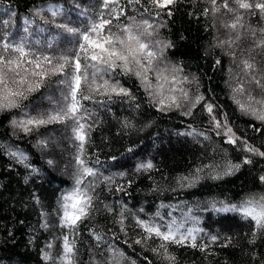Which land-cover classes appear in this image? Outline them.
<instances>
[{
	"label": "trees",
	"instance_id": "16d2710c",
	"mask_svg": "<svg viewBox=\"0 0 264 264\" xmlns=\"http://www.w3.org/2000/svg\"><path fill=\"white\" fill-rule=\"evenodd\" d=\"M217 2L221 4L223 0ZM100 4L101 0H0V37L8 35L12 42L26 38L28 44L40 48L55 36V51L45 49V54L59 56L73 47V39L54 24L46 23L53 19L46 9L60 6L64 15L54 18L55 23L70 22L73 27H82L103 10ZM121 6L127 16L164 25L158 38L173 45L165 53L167 61L182 65L183 75L190 80L195 78L185 87L192 98L199 93L205 101L191 109L188 103H183L179 109L160 111L140 81L124 75L119 76L120 83L135 100L116 96L109 100L107 96L93 94L91 100L82 101L92 113L87 120L92 128L84 158L99 174L85 180V184L92 181L96 185L91 192L94 210L78 224L76 232L60 227L59 212L60 197L73 188L78 174L74 156L79 142L73 139L72 121L50 123L30 133L12 124L13 120L52 111L63 91L59 78L52 77L29 94L20 107L0 110V264H60L64 235L76 241L77 264H90L93 257L104 264L110 243L135 264H164L151 250L157 247L158 240L135 243L143 233L132 214L148 219L158 211L165 221L175 218L180 222L188 214L196 217L199 223H186L185 228L203 229L198 243L209 244L203 252L187 246H170L177 264H264V231L256 230L253 236L254 224L250 219L212 207L213 203L219 209L238 204L252 194H264V182L259 179L264 176V157L246 153L240 146L227 143L223 135H217L203 106L204 102L214 104L218 119L226 115L237 136L264 151V124L239 109L230 89L243 75L240 64L243 59L252 60L257 67L256 75L264 77V49L254 48L247 32L231 48L218 47V41L234 38L236 32L222 27L232 20L226 10L204 14L206 8H211L208 0H177L171 6V17L156 16L159 10L152 9L147 0H141L140 4L121 0ZM145 8L151 10L145 12ZM84 10L87 12L82 15ZM38 11L44 19L37 15ZM245 22L255 28L264 27V20L258 17H246ZM35 41L40 44H34ZM230 52H235V59ZM246 87L257 97L264 95L254 84ZM236 98L242 102L245 99ZM189 109L191 115H184ZM192 129L204 133L208 139L185 134ZM40 141H47L46 146ZM12 152L22 153L26 159L21 161ZM245 156L251 159L250 164L242 163ZM146 161H151L154 168L137 172V165ZM227 162L241 167L220 179L211 178L207 168L200 173L195 171L203 165L222 167ZM195 175L200 178L193 186L181 187L180 177ZM106 176H112L114 182L105 183ZM117 186L124 190L117 191ZM105 205L115 213L121 205L127 206L131 214L125 220L126 232L120 231V225L114 223L118 217L107 212ZM45 223L47 227H42ZM93 232L105 236L100 247ZM208 235H218L221 240L212 244ZM224 237L232 238L227 246ZM49 242L53 244L51 249L46 248ZM44 252H49L53 259L45 260Z\"/></svg>",
	"mask_w": 264,
	"mask_h": 264
},
{
	"label": "snow or ice",
	"instance_id": "6c2138e0",
	"mask_svg": "<svg viewBox=\"0 0 264 264\" xmlns=\"http://www.w3.org/2000/svg\"><path fill=\"white\" fill-rule=\"evenodd\" d=\"M177 0H147L152 9H158L155 15L161 14L172 16L171 6ZM211 8H206L204 14L209 11L213 15L226 10V14L232 15V20L222 25L225 29L236 32L235 37L217 42L218 47L228 46L231 48L241 39L243 32H247L253 39V47L264 49V27L255 28L250 23L245 22L246 17H258L264 20V0H223L218 4L217 0H208ZM128 4H140L141 0H127ZM100 11L95 19L82 27H73L69 23H55L56 17L64 15L60 6H49L46 11L53 18L46 23L54 24L56 29L62 33H67L73 39V47L67 49L59 56L45 54V49L55 51L54 36L52 40L46 42L40 48H35L28 44L26 38L12 42L8 35L0 37V110H10L21 106V102L27 96L37 91L52 77H58L59 85L63 86L61 100L56 102L50 112L39 113L36 116H28L26 119L13 120L12 124L18 126L25 133H30L41 126L50 123H66L72 121V134L74 141H78L77 152L74 156L77 175L71 190L63 193L60 197L59 212L60 227L76 232L79 223L83 222L94 210L93 196L96 185L89 181L88 177L98 176V170L88 166L85 157V144L87 143L91 124L87 123L91 119L90 113L83 105L82 101L91 100L93 94L107 96L109 100L116 97H127L135 100L130 90L124 87L119 80V76H135L145 92L156 104L160 111L171 108H181L183 103H188L191 108L205 101L202 94L197 93L194 98L189 94L185 85L194 82L195 78L189 79L183 75V67L179 64H172L167 61L166 51L173 47L171 41L158 38V32L164 25L151 22L149 19H137L136 16H127L125 8L121 6V0H101ZM151 9L145 8L148 12ZM84 10L82 15L86 14ZM41 19L44 17L41 12H37ZM121 17L124 21L121 22ZM241 29L242 31H236ZM28 31L27 28L24 29ZM34 44H40L35 41ZM235 59V52H230ZM219 60L216 61L218 65ZM242 76L238 77V82L230 85L233 93V100L239 109L255 120L264 124V95L257 97L252 94L246 85L254 84L264 93V77L256 75L257 67L252 60L243 59ZM237 96L244 97V102L237 99ZM204 108L209 114L210 123L216 130L217 135L226 137V142L237 145L242 150L251 155L264 157V151L248 143L236 135L227 121L225 115L223 119H218L214 114L215 105L204 102ZM138 108L139 105H136ZM184 112V115H191V111ZM128 126V122H125ZM256 131H260L256 128ZM186 135H200L205 139L208 137L204 133H197L195 129L185 133ZM46 146L47 141H40ZM12 156L18 157L21 161L26 159L22 153L12 152ZM252 161L245 156L242 163L250 164ZM52 164V161H48ZM98 163V161H97ZM241 164L227 162L222 167L220 165H203L197 168L196 173L209 169V175L213 179H220L223 175H231L238 171ZM154 168L151 161L139 163L136 171H149ZM219 169V170H217ZM35 171V169H33ZM214 173V174H213ZM118 175L124 176L125 173ZM199 175L193 177H180L178 182L181 187H191L199 179ZM260 181L264 182V176H260ZM105 183H112L113 177H103ZM117 191H123L122 186H117ZM162 207H164L162 205ZM213 210L221 212H235L246 220H251L254 224L253 236L256 230L264 231V194H252L244 198L238 204L224 205L219 209L212 205ZM105 210L114 213L118 219L114 221L120 225V231L126 232L125 220L130 213L126 205H121L118 213L114 209L105 205ZM143 212V209H140ZM191 213V209H189ZM136 226L141 229L143 235L135 241L136 244H146L149 240H158L157 247L151 250L156 253L164 264H177L176 257L169 251L170 246H187L200 251L209 248V244L198 243V237L203 229L198 227H187L186 223L198 224L196 217L190 214L185 215L180 222L175 218L165 221L160 216L159 211L155 216L142 219L134 214ZM171 216V213H169ZM47 227V223L42 225ZM78 234V233H77ZM93 237L97 247L105 242V236L93 232ZM212 244L221 240L218 235H208ZM231 237H224V246L231 243ZM251 242V241H250ZM53 244L49 242L46 248L51 249ZM76 241L70 240L68 235L62 237V252L59 256L60 264H77ZM104 255V253H101ZM45 260L53 259L49 252H44ZM135 264L126 254L118 249L114 244H108L107 258L104 264ZM90 264H99L95 257Z\"/></svg>",
	"mask_w": 264,
	"mask_h": 264
},
{
	"label": "rangeland",
	"instance_id": "374dc122",
	"mask_svg": "<svg viewBox=\"0 0 264 264\" xmlns=\"http://www.w3.org/2000/svg\"><path fill=\"white\" fill-rule=\"evenodd\" d=\"M60 162L63 161L62 159L59 160Z\"/></svg>",
	"mask_w": 264,
	"mask_h": 264
}]
</instances>
